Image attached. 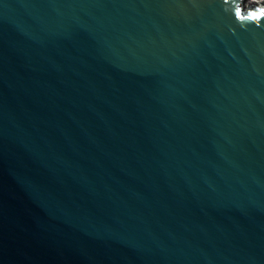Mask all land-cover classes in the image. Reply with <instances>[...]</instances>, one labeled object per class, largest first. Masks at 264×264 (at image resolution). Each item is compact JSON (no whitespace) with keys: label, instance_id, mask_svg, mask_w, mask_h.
<instances>
[{"label":"water","instance_id":"obj_1","mask_svg":"<svg viewBox=\"0 0 264 264\" xmlns=\"http://www.w3.org/2000/svg\"><path fill=\"white\" fill-rule=\"evenodd\" d=\"M0 264H264V0H0Z\"/></svg>","mask_w":264,"mask_h":264}]
</instances>
